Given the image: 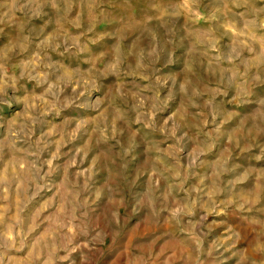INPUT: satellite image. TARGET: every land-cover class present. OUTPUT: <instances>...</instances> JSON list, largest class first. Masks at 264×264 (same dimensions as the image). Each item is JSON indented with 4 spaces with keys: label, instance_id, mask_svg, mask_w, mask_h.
<instances>
[{
    "label": "clouds",
    "instance_id": "1",
    "mask_svg": "<svg viewBox=\"0 0 264 264\" xmlns=\"http://www.w3.org/2000/svg\"><path fill=\"white\" fill-rule=\"evenodd\" d=\"M74 4L75 0H52L67 23H71L69 12ZM40 5L41 0H0V40L5 42L0 47V264H51L48 254L71 241L73 230L80 241L87 242L93 258L90 264H95L106 228L100 230L97 239L91 225L85 231L74 222L77 214L87 218L86 201L101 197L89 183L93 170L98 172L97 183L103 184L110 177L111 182L106 183L109 199L123 191L137 216L142 218L145 208L158 214L159 208L169 210L167 201L175 199L177 186L184 181L178 151L185 138L177 135L181 124L174 115V105L181 98L185 103L181 120L198 122L204 108L219 114L227 105L235 104L256 114L254 128L264 124V94L247 95L249 79H259L248 73L264 64V0H218L212 7L203 0H79L82 10L87 8L97 22L109 25L114 38L113 57L90 68L66 67L59 59L47 56L45 46L55 51L59 44H50V37L42 38L44 34L34 24L25 31L30 21L44 15L38 10ZM6 29H14L15 35ZM186 32L198 37L193 47L196 59L177 77L176 66L183 64L177 53L182 52ZM223 37H228L226 50L221 49ZM31 45L45 58L26 56ZM65 47L77 53L86 50L80 37ZM36 60L43 76L36 74ZM161 60L166 65L171 63L172 70L165 73L160 69L157 65ZM195 64L208 80L215 79L222 101L205 93V76L195 71ZM26 80H34L37 87L46 85L44 96L30 90L23 83ZM117 82L121 86L108 94ZM68 87L72 88L73 102L84 109L77 127L87 135V124H91L98 147L92 167L76 173L77 179L66 180L58 196L57 182L64 172L61 149L67 142L54 138L49 123L53 114L60 115L61 94ZM233 90L239 91L238 97ZM131 128L136 131L129 136ZM157 132L172 140L176 150L165 149L152 135ZM146 146L148 152L144 151ZM75 151L78 155L82 149ZM100 151L107 153V159L97 158ZM145 155L148 164L141 167ZM191 167L190 158L189 172ZM138 168L152 178L151 190L139 187ZM79 177L85 178L84 184L79 183ZM157 178L165 183L162 193L156 190ZM180 191L186 190L181 187ZM58 202L60 211L53 217L51 212ZM240 210L244 211L243 206ZM45 214L49 216L47 222ZM186 215H195L191 199L170 211L165 222L170 229L187 231L185 249H194L199 260L204 238L194 227L186 229L181 223ZM44 228L48 232L40 237ZM146 245L147 241H137L138 250ZM141 255L140 264H152L151 252L142 251ZM71 264L78 262L72 260Z\"/></svg>",
    "mask_w": 264,
    "mask_h": 264
},
{
    "label": "rangeland",
    "instance_id": "2",
    "mask_svg": "<svg viewBox=\"0 0 264 264\" xmlns=\"http://www.w3.org/2000/svg\"><path fill=\"white\" fill-rule=\"evenodd\" d=\"M217 2L218 0H203V4L209 7ZM38 10L44 15L30 21L25 31H30L34 24L44 34L42 38L50 37V44H59L55 51L46 45L47 56L59 59L68 68L95 67L113 57L114 38L109 31V25L97 22L87 8L82 10L79 0H75L70 9L71 23L64 21L63 13L58 14L57 9L52 6V0H41ZM6 31L15 35L14 29ZM76 37H80L85 52L77 53L75 49L69 51L65 47ZM197 39L196 35L186 32L182 52L177 53L183 59V64L176 66L177 77L187 72L191 66L190 61H195L193 47L197 46ZM227 42L228 37H223L222 50H226L224 45ZM4 43L0 40V47H3ZM101 51L104 53L103 57L99 55ZM25 55H39L40 59L45 58L44 53H36L35 45L29 46ZM35 64L36 74L43 76L39 60H36ZM157 66L165 73L172 70L171 63L166 65L163 60ZM194 67L197 73L205 76V93L209 96L215 95L217 100L222 101V90L215 86V79L208 80L199 64ZM248 76H258L259 79H249L247 95L264 94V64L253 67ZM23 83L36 94L44 96L46 85L37 87L34 80H26ZM120 86V83H114L113 87L107 90L108 94ZM233 95L238 97L239 91L233 90ZM61 102L60 115L53 114L49 123V127L54 130V138L67 142L61 149L60 163L64 172L57 182L58 196L66 180L77 179L76 173L92 167L98 147L95 129L91 124H87V135L77 127V124L81 123L84 109L73 102L71 87L63 90ZM184 108L185 103L181 98L174 105V115L181 124L177 135L185 138L181 140L178 151L179 163L184 169V181L177 186L175 199L170 198L167 201L168 211L159 208L157 214L152 209L145 208L142 218L137 216L136 212L129 208L130 197L125 192L117 193L114 199L108 198L106 183L111 182L110 177L103 184L97 183L98 172L93 170L89 183L95 186L101 197L99 200L93 197L90 202L86 201L84 209L87 218H81L77 214L74 222H79L85 231L91 225L97 239L100 230L106 228L105 239L99 241L100 249L94 257L95 264H106L109 259L110 264H140L142 251L153 254L152 264H264V124L254 128L252 121L256 114L247 108H237L235 104L227 105L219 114H213L212 110L204 108L200 112L198 122L190 118L181 120ZM135 131V128L129 129L128 135H134ZM152 135L165 149L176 150L177 146L172 140L166 139L158 132ZM77 148L82 149L78 155L75 151ZM149 150L147 146L144 148L145 152ZM97 158L107 159V153L100 151ZM190 158L192 167L189 172L187 165ZM142 159L144 163L141 167L147 166L148 157L145 155ZM137 173L139 187L151 190L152 178L145 177L140 168ZM78 180L80 184L85 183L84 177H79ZM181 187L186 191L181 192ZM201 188L204 190L200 191ZM164 189V181L157 178V192L162 193ZM187 190H192L190 195L186 194ZM188 199L194 204L195 215L182 217L181 223L186 229L192 226L196 233L203 235L204 248L199 260L196 259L194 249H185L187 231L180 233L178 229H170L165 222L169 212L183 207ZM240 206H243L244 211L240 210ZM59 211L58 202L55 211L51 212L52 216ZM48 219V214H45L44 222ZM47 232L48 229L44 228L40 237H45ZM71 234V241L48 254L51 264H71L72 260H77L78 264H90L93 258L89 254L87 242L80 241L74 230ZM137 241H147L146 248L138 250ZM189 255L192 256L191 260L187 259Z\"/></svg>",
    "mask_w": 264,
    "mask_h": 264
}]
</instances>
